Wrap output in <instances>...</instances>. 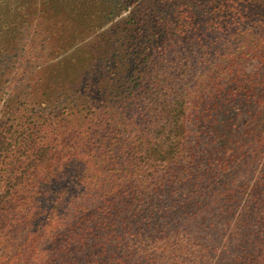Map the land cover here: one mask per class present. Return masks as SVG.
Here are the masks:
<instances>
[{
  "label": "trees",
  "instance_id": "obj_1",
  "mask_svg": "<svg viewBox=\"0 0 264 264\" xmlns=\"http://www.w3.org/2000/svg\"><path fill=\"white\" fill-rule=\"evenodd\" d=\"M0 264H264V0H0Z\"/></svg>",
  "mask_w": 264,
  "mask_h": 264
}]
</instances>
